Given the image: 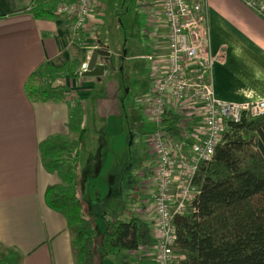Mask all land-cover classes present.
<instances>
[{"label":"crops","instance_id":"obj_1","mask_svg":"<svg viewBox=\"0 0 264 264\" xmlns=\"http://www.w3.org/2000/svg\"><path fill=\"white\" fill-rule=\"evenodd\" d=\"M107 2L94 0L93 13L77 35L63 17L37 19L22 11L31 0H0V245L14 248L21 264H74L65 220L43 200L46 186L59 181L39 163L37 143L48 136L78 141L77 197L99 235L114 219L137 216L147 222L150 215L154 156L147 111L166 51L161 7L153 0H139L143 20L138 31L144 40L136 55L126 57V51L111 54L109 43L100 37ZM207 10L213 97L230 103L264 99V21L240 0H207ZM109 31L119 30L113 26ZM96 48L107 51L109 58H96L103 65L101 75L86 76L80 65ZM69 61L77 64L73 77L60 80L66 87L63 101L27 99L23 85L37 67ZM119 63L129 69L125 72ZM127 84L135 89L131 95ZM72 99L79 100L83 110L75 134L66 126ZM180 135L184 151L191 150L195 125ZM123 139L128 143L121 145ZM135 167L136 191L117 187L111 193L112 184L126 180L127 185ZM129 196H136L135 206L128 205ZM99 264H154V252L152 247H138L103 257Z\"/></svg>","mask_w":264,"mask_h":264},{"label":"trees","instance_id":"obj_2","mask_svg":"<svg viewBox=\"0 0 264 264\" xmlns=\"http://www.w3.org/2000/svg\"><path fill=\"white\" fill-rule=\"evenodd\" d=\"M62 1L31 0L22 11L37 19H52L58 16L55 7ZM75 64L37 67L23 85L27 99L36 103L63 101L66 87L60 80L74 76ZM82 116L79 100L72 99L66 123L70 133L79 131ZM178 120L177 114L165 110L160 126L180 141ZM228 126L210 160L198 163L193 184L199 192L192 209L174 217L171 249L175 264H264V113L243 115ZM37 151L43 170L59 179V183L46 186L43 200L65 220L74 264H99L103 257L120 251L154 245L149 224L137 216L108 222L94 238V222L77 197V140L51 135L37 143ZM21 259L14 248L0 245V264H21Z\"/></svg>","mask_w":264,"mask_h":264},{"label":"built area","instance_id":"obj_3","mask_svg":"<svg viewBox=\"0 0 264 264\" xmlns=\"http://www.w3.org/2000/svg\"><path fill=\"white\" fill-rule=\"evenodd\" d=\"M161 7L166 51L153 80L147 111L153 124L150 146L154 156L153 189L148 224L154 238V264H175L174 217L188 214L198 194L193 184L198 163L210 160L213 148L229 126L244 116L264 113V99L230 103L213 97L208 78L210 52L207 0H153ZM264 21V0H240ZM94 0H65L55 14L71 23L79 34L93 13ZM88 54L86 59L88 58ZM86 62L80 65L84 72ZM178 115L180 134L195 125L191 150L160 126L163 112Z\"/></svg>","mask_w":264,"mask_h":264},{"label":"rangeland","instance_id":"obj_4","mask_svg":"<svg viewBox=\"0 0 264 264\" xmlns=\"http://www.w3.org/2000/svg\"><path fill=\"white\" fill-rule=\"evenodd\" d=\"M107 1L108 2L106 4L105 10L103 12V15L101 16V21H103L102 26H104V28H101L98 30L100 37L104 38L106 43L107 42L109 43L110 45L109 49L111 51V54L113 55L114 53L121 54L124 51H126V57H133L134 55H136V53H138L142 45L140 42L144 40L142 34L138 31V28L141 25V20H143L141 18V16L143 15L140 14L138 7H137V3L139 2V0H127V2L124 3V5H122V2H123L122 0H107ZM113 6H115V8H113ZM113 26H115L116 28L118 27V30H119L115 34L109 31L110 27H113ZM105 58H109V56ZM120 61L121 60L119 59V62ZM133 62L137 63L139 61L130 60V63H133ZM118 66L120 67L122 66V64L120 65L119 63ZM128 67H129L128 65H126L125 67L122 66L123 69L125 68V72H126V69H129ZM126 77L128 80L132 79L128 75H126ZM123 81H125L124 78H123ZM127 86L129 88L130 95H131L132 94L131 90L135 91V89L132 88V86H130L129 84H127ZM228 130L229 129H227L226 131ZM124 142L128 143L127 140L123 139L121 142V145ZM134 165H138V162L135 161ZM135 170H136V167L134 170H132L133 172H131V175L127 177L128 178L127 185L123 184L125 183L126 180H123L122 184H112L110 186L111 193L114 192L115 189H117V187H123V188H128V189L131 188L135 192L137 188V184L139 182V179L136 178L135 176ZM128 199H129L128 205L133 204V206H135L137 202L136 196L134 197L129 196ZM103 208L105 209V211L108 210V200L107 199L104 201ZM98 235H99V230H97V226H96L94 238L97 239ZM96 243L98 242L95 240V244ZM96 247L98 248V246Z\"/></svg>","mask_w":264,"mask_h":264},{"label":"water","instance_id":"obj_5","mask_svg":"<svg viewBox=\"0 0 264 264\" xmlns=\"http://www.w3.org/2000/svg\"><path fill=\"white\" fill-rule=\"evenodd\" d=\"M98 56H106L107 57L108 52L103 50V49H100V48L93 49L90 52V55H89L87 62L85 64L84 75H86V76H99L102 74L103 65L96 63V58Z\"/></svg>","mask_w":264,"mask_h":264}]
</instances>
